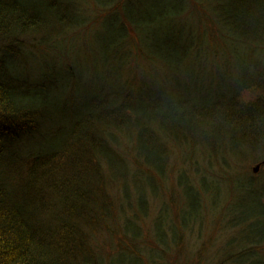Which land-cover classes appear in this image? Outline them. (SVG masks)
Listing matches in <instances>:
<instances>
[{
	"label": "trees",
	"instance_id": "16d2710c",
	"mask_svg": "<svg viewBox=\"0 0 264 264\" xmlns=\"http://www.w3.org/2000/svg\"><path fill=\"white\" fill-rule=\"evenodd\" d=\"M263 160L264 0H0V264H264Z\"/></svg>",
	"mask_w": 264,
	"mask_h": 264
},
{
	"label": "rangeland",
	"instance_id": "374dc122",
	"mask_svg": "<svg viewBox=\"0 0 264 264\" xmlns=\"http://www.w3.org/2000/svg\"><path fill=\"white\" fill-rule=\"evenodd\" d=\"M11 59H13V58H11ZM28 72H31V71H28ZM21 74L24 77L25 74H26V71H22ZM255 164H256V162H251V161L246 163V164L244 163L243 164V167H244L243 170H246V172H249V173H254L256 176H259V177L264 176V166L262 167V165H261L260 168H259V171L255 173L253 171V167L255 166Z\"/></svg>",
	"mask_w": 264,
	"mask_h": 264
},
{
	"label": "water",
	"instance_id": "95a60500",
	"mask_svg": "<svg viewBox=\"0 0 264 264\" xmlns=\"http://www.w3.org/2000/svg\"><path fill=\"white\" fill-rule=\"evenodd\" d=\"M264 163V160L262 162H257L255 166L253 167V171L256 173L259 171L260 166Z\"/></svg>",
	"mask_w": 264,
	"mask_h": 264
}]
</instances>
